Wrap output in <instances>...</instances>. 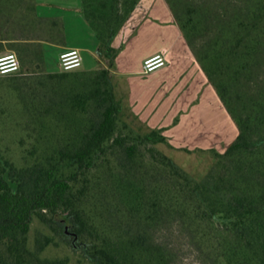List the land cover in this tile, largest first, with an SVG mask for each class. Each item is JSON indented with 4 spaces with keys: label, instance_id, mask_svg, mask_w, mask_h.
<instances>
[{
    "label": "trees",
    "instance_id": "trees-1",
    "mask_svg": "<svg viewBox=\"0 0 264 264\" xmlns=\"http://www.w3.org/2000/svg\"><path fill=\"white\" fill-rule=\"evenodd\" d=\"M211 1L168 0L186 8L177 7L180 29L239 130L224 153L212 149L224 167L212 181L192 179L156 149L171 144L161 129H120L124 101L110 67L50 73L43 92L22 69L0 75L8 82L1 113L6 101H17L33 126L23 137L32 163L18 167L0 148V264H68L40 256L53 236L30 247L35 220L55 233L73 227L98 264H175L174 250L155 237L171 220L191 232L208 264H264V143L254 140L264 133V0ZM85 14L99 39L97 54L115 66L111 22L103 17L102 30ZM1 22L0 49L6 43L40 69L44 43L66 40L63 20L38 15L36 0H0ZM114 208L139 228L112 220Z\"/></svg>",
    "mask_w": 264,
    "mask_h": 264
},
{
    "label": "crops",
    "instance_id": "crops-1",
    "mask_svg": "<svg viewBox=\"0 0 264 264\" xmlns=\"http://www.w3.org/2000/svg\"><path fill=\"white\" fill-rule=\"evenodd\" d=\"M36 1L38 15L61 18L65 28L64 44H44L48 61L74 48L83 60L88 54L96 58L99 39L86 18L84 0ZM131 15L112 45L119 50L115 67L134 113L177 147L226 150L238 127L165 0H140ZM157 54L165 55L167 64L144 73L145 59Z\"/></svg>",
    "mask_w": 264,
    "mask_h": 264
},
{
    "label": "rangeland",
    "instance_id": "rangeland-1",
    "mask_svg": "<svg viewBox=\"0 0 264 264\" xmlns=\"http://www.w3.org/2000/svg\"><path fill=\"white\" fill-rule=\"evenodd\" d=\"M139 1L140 0H84V8L86 11L94 15L92 20L96 24V27L103 30L105 23L103 19L104 17L111 22L114 34L117 35L120 33L121 29L127 25L132 16L131 13L134 11ZM188 1H190L189 3L195 4L203 0ZM218 1L219 0H213L211 2L213 5H216V7H219L220 2ZM223 1L222 4L225 3L226 6L229 3H234V0ZM165 2L173 13L176 23L180 27L183 21L177 18V7H180V11L183 13L184 10L186 11V8L180 3H177V6L173 8L171 7L172 4L170 6L168 0H165ZM184 3L186 5L187 0H184L183 4ZM0 24H2V22ZM183 30L188 36L189 31L185 29ZM46 43L47 42L44 44ZM9 47L10 46L5 43L3 49H0V54L12 51L16 52L20 58L21 69L25 73L24 76L37 79V81L42 84L39 86L42 92L48 90L50 87L49 80L47 78L48 74L63 72L59 65V54L57 53L52 55L51 61H48L45 55L44 67L40 69V66L36 67L34 63H30L28 61L24 63L20 54L16 50ZM109 67L111 69L110 78L116 86V93L118 97L122 98L124 101V114L122 116V122L119 125L120 129L125 132L126 129L124 125L127 124L130 129L136 132V134H146L150 132L151 129H149V127L141 121V118L134 113L133 109L128 104L125 97V88L122 79L117 73L116 67L111 66V59H104L98 54L95 58L92 54H88L86 55V59L84 58L83 60V66L75 71L85 73ZM258 78L259 81L264 83V65ZM3 79L4 77H0V95L4 94L7 90L6 84L8 82ZM30 92L31 91L26 85L23 93L28 96L31 94ZM0 101L2 106L4 102L2 100ZM16 103L17 101H6L3 106V108L7 110L5 113H1L0 108V148L7 159L13 161L18 167H22L26 162H33V156L30 155L31 146L29 141L27 139H23V137L28 135L27 130L31 125L26 122L28 116L24 114L22 106L16 105ZM31 127L33 128V126ZM50 127L54 128V126ZM22 139L24 140L23 143ZM254 140H260L264 143V133L260 132L255 134ZM155 147L163 155L171 158L189 177L194 180L212 181L224 171L223 164L220 162V157H218L212 150L185 149L183 147H177L173 144L163 142L156 144ZM225 151L226 150H222L221 153H224ZM119 206L121 210H124L123 204ZM109 217H111L112 220L120 221L125 229L131 227L135 231L139 228V223L135 222L136 219L125 218L124 213H120L117 208L112 210ZM73 232V227L68 225L65 230H59L58 233H55L47 225L35 220L29 233V245L33 250H35L37 247V240L44 235H50L54 237V243L41 252L40 256L43 259H68V264H98L89 252L90 249L87 241L79 238V240L74 243V236L72 235ZM155 237L157 241L170 246L174 250L176 254L175 264H208L199 253L191 232L185 229L180 222L171 220L164 223L156 230Z\"/></svg>",
    "mask_w": 264,
    "mask_h": 264
},
{
    "label": "built area",
    "instance_id": "built-area-1",
    "mask_svg": "<svg viewBox=\"0 0 264 264\" xmlns=\"http://www.w3.org/2000/svg\"><path fill=\"white\" fill-rule=\"evenodd\" d=\"M167 59L163 54L148 57L144 61V73H150L158 68L164 67ZM59 65L63 71L79 69L83 66V55L81 50L74 48L64 50L59 55ZM21 70V61L16 52L0 54V75L18 73Z\"/></svg>",
    "mask_w": 264,
    "mask_h": 264
},
{
    "label": "water",
    "instance_id": "water-1",
    "mask_svg": "<svg viewBox=\"0 0 264 264\" xmlns=\"http://www.w3.org/2000/svg\"><path fill=\"white\" fill-rule=\"evenodd\" d=\"M72 235L74 236V243H76L80 237L76 232H73Z\"/></svg>",
    "mask_w": 264,
    "mask_h": 264
}]
</instances>
